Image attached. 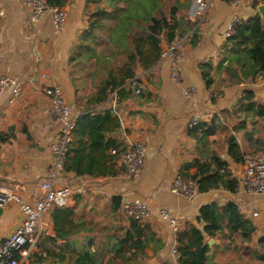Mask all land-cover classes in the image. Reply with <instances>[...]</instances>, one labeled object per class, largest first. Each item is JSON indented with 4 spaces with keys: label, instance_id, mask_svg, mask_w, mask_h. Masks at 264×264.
I'll return each mask as SVG.
<instances>
[{
    "label": "crops",
    "instance_id": "0c3cea01",
    "mask_svg": "<svg viewBox=\"0 0 264 264\" xmlns=\"http://www.w3.org/2000/svg\"><path fill=\"white\" fill-rule=\"evenodd\" d=\"M1 2L5 14L0 16V74L19 78L24 86L14 103L8 101L9 90L0 97V184L12 188L25 200L34 201L43 194L41 183L49 177L54 159L52 145L60 133V124L52 116L51 100L44 88L60 85L73 113L78 117L83 112L86 101L97 85L87 96H82L78 81L71 72L70 57L78 50L80 37L89 25V14L98 3L96 0H68L65 5L68 19L61 28H57L48 16L31 21L29 8L23 0ZM263 3L264 0H216L204 17L193 19L188 15L195 25L186 34H190V37L184 45L180 80L174 81L170 77L167 62L155 64L138 71L140 93L130 85L120 94L113 91L105 102L95 108L98 111L110 109L119 119V127L106 133V137L116 138L118 148L114 149L116 152H111L118 153L116 167L122 169L113 176L76 175L64 169L56 178L59 186L70 185L75 189L68 206L74 210L70 218L80 227L77 230L69 229L67 235L57 239L53 246L55 260L60 254L68 259L84 250L100 256L106 254V260L113 256L107 246L111 234H123L130 226V221L121 210H113L114 196H121L122 201L139 198L153 211L152 216L142 222L145 247L140 250L132 247L122 253L131 256V261L179 264V253L174 252L176 232L159 215V210H170L178 219L181 229L187 223L199 225L197 217L201 206L213 200L223 203L235 201L240 210L251 218L256 230L253 240L245 245H241L238 238L235 241L208 238L211 246L208 264H247L256 257L254 249L259 248V236L264 234V218L254 217L253 212L259 210L264 213V194L246 193L240 188L232 193L217 188L197 192L195 198L190 199L176 194L172 186L186 162L217 151L214 136L222 126H229L227 122L232 115L241 117L250 113L255 120L264 119L252 112L236 111V105L246 88L254 91L255 101L264 103L263 74L233 85L219 81L225 76L223 73L216 75L218 95L213 100L201 68L202 62L210 60L216 71L225 55L232 52L224 36L227 24L234 16H239L243 21H250L258 15L264 17L259 10ZM190 6L185 10L187 14ZM166 45L167 42H163L162 46ZM42 74H47V77ZM191 86L194 91L189 96L185 95L184 89ZM102 104L104 106L100 107ZM193 115H198L202 121H211L216 116L218 126L215 133L202 141L190 135L189 119ZM242 120L240 130L247 125ZM136 141L146 144V161L137 177H129L121 154ZM239 144L245 152L243 144ZM219 154L228 160L235 173L239 163L233 160L227 149ZM190 170L195 171V168ZM57 207L60 206L52 207L43 220L40 240L47 239L49 246L51 242L48 237L55 236L53 210ZM22 217L16 201L0 207V242L21 223ZM210 240H213L212 243ZM118 259L121 260V257Z\"/></svg>",
    "mask_w": 264,
    "mask_h": 264
},
{
    "label": "trees",
    "instance_id": "16d2710c",
    "mask_svg": "<svg viewBox=\"0 0 264 264\" xmlns=\"http://www.w3.org/2000/svg\"><path fill=\"white\" fill-rule=\"evenodd\" d=\"M98 5L89 14L88 28L81 35L79 47L87 48L88 56L95 57L93 75H102L95 92L86 101L83 112L77 117L73 129L70 149L64 161V169L76 175L113 176L121 172L116 167L118 153L111 150L118 148L114 137H106V133L119 127L117 116L110 109L98 111L95 108L105 102L113 91L118 94L133 86L138 69H147L155 65L161 54L163 42L172 43L187 34L195 25L185 10L191 0H96ZM51 5L65 7L68 0H47ZM104 20H113L109 27L107 50L95 52L91 42L85 41L97 36L96 29L104 26ZM190 37V34L188 35ZM194 33L191 34V38ZM193 39V38H192ZM232 52L225 55L216 71L210 60L201 63L202 74L207 88L211 90L212 99L216 93V75L225 76L219 81L233 85L247 79H255L264 75V17L256 16L250 21L236 25L235 33L227 38ZM85 56L76 51L70 57L71 63ZM254 91L246 88L236 111L252 112L257 117H264V103L254 100ZM216 117V116H215ZM215 117L211 121H202L189 127L188 133L199 141L214 134L217 129ZM243 124L239 126V129ZM202 132V134H200ZM227 153L237 163L244 161L243 151L234 133L227 137ZM195 171H191V168ZM185 178L194 180L198 192H208L223 188L236 193L240 188L238 178L234 175L230 163L217 151L208 153L206 157L186 162L179 171ZM114 211L121 210L122 197L112 198ZM74 210L69 207H57L53 210L55 236L39 240L36 250L31 254L29 262L24 264H143L131 261V256L122 254L126 249L135 247L142 249L146 245L143 221L127 216L129 228L123 234H111L107 244L113 256L106 260L90 250L78 252L75 256L55 260L53 246L59 237L67 235L69 229H79L80 224L73 223L70 216ZM199 225L187 223L176 233V250L179 253V264H208L211 246L208 238H222L235 241L240 237L242 245L253 240L256 226L246 216L239 205L229 200L210 201L201 206L197 217ZM259 248H255L257 259L264 260V234L259 236ZM249 248V246H246ZM121 257V260L118 257Z\"/></svg>",
    "mask_w": 264,
    "mask_h": 264
},
{
    "label": "built area",
    "instance_id": "2783aa9c",
    "mask_svg": "<svg viewBox=\"0 0 264 264\" xmlns=\"http://www.w3.org/2000/svg\"><path fill=\"white\" fill-rule=\"evenodd\" d=\"M30 11V19L35 22L48 16L55 27L61 28L68 19V11L65 7L51 5L47 0H23ZM216 0H193L188 10L189 17L199 19L204 17L214 6ZM235 1V0H228ZM5 14V9L0 0V16ZM242 22L239 16L227 24L224 36L229 38L235 33L236 25ZM188 35L178 38L163 47L161 54L155 64L167 62L170 68V77L179 81L181 60L185 56L184 45L188 41ZM47 77V74H42ZM137 93L141 92L139 78L133 82ZM23 80L11 75L0 74V97L9 90L8 101L14 103L23 92ZM45 93L51 100V113L56 122L60 124V133L57 141L52 145L54 159L50 169L49 177L41 183L43 194L34 201L25 200L12 188L0 184V207H4L12 201H16L21 208L23 217L21 223L9 234L4 236L0 242V264H24L28 262L31 254L36 250L44 229V216L54 206L66 207L70 205L75 189L70 185L59 186L56 178L64 170V161L70 149L73 129L76 124L77 115L73 113L70 103L60 85L54 84L44 88ZM194 87L184 89L185 95L189 96ZM104 105H100L103 107ZM200 120L198 115L189 119V126L193 127ZM116 152V150H113ZM147 146L143 141L131 143L130 147L121 154V160L129 177H137L146 161ZM234 173V172H233ZM234 175L238 178L240 189L246 193L264 194V156H246L239 163ZM172 190L181 196L195 198L197 187L194 180L177 174ZM121 211L132 218L140 221L149 219L153 211L141 199H126L122 201ZM159 215L170 223L174 232L180 229L179 221L168 209L161 208ZM253 216H259L255 210ZM174 252H177L174 249Z\"/></svg>",
    "mask_w": 264,
    "mask_h": 264
},
{
    "label": "rangeland",
    "instance_id": "374dc122",
    "mask_svg": "<svg viewBox=\"0 0 264 264\" xmlns=\"http://www.w3.org/2000/svg\"><path fill=\"white\" fill-rule=\"evenodd\" d=\"M97 8L96 4L93 6V10ZM104 26L96 29L97 36L95 38L90 37L88 38L85 43L91 42L93 50L95 52H100L103 50H107V38L109 27L114 24L113 20H104ZM78 51H82L85 53V56L79 60H75L72 63V75L74 78L77 79L79 89L81 91L82 96H87L88 93L92 90V87L95 88V85L101 80L102 75L95 76L93 75V71L95 69L94 62L95 57L88 56V50L84 47H79ZM139 70H143L139 68ZM244 119V123H246V128L243 130L238 129L239 126L242 124ZM231 120L227 123L229 126H222L220 130L218 129L214 138H216V143L214 144L215 149L219 152H225L227 149V137L234 132L237 136L239 142L243 144L246 156H263L264 155V119L259 121L255 120L253 117L250 116V113H246L244 115L235 114L232 115ZM237 128V129H236ZM259 211V210H258ZM259 211V216L257 218H264V213ZM120 218V217H119ZM258 220V219H257ZM240 240V237H238ZM241 242V241H239ZM243 243L241 242V245ZM29 262V260H28ZM264 264V260L260 261L256 257H253L248 261L247 264Z\"/></svg>",
    "mask_w": 264,
    "mask_h": 264
},
{
    "label": "water",
    "instance_id": "95a60500",
    "mask_svg": "<svg viewBox=\"0 0 264 264\" xmlns=\"http://www.w3.org/2000/svg\"><path fill=\"white\" fill-rule=\"evenodd\" d=\"M260 13L264 15V3L259 6ZM213 240H210V243H212Z\"/></svg>",
    "mask_w": 264,
    "mask_h": 264
}]
</instances>
